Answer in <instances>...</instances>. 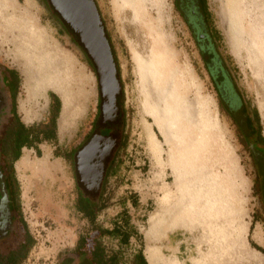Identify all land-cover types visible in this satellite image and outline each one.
<instances>
[{"label": "rangeland", "instance_id": "rangeland-1", "mask_svg": "<svg viewBox=\"0 0 264 264\" xmlns=\"http://www.w3.org/2000/svg\"><path fill=\"white\" fill-rule=\"evenodd\" d=\"M93 1L119 81L121 115L102 133L106 138L97 136L104 129L98 77L77 36L49 0H0V67L17 72L22 121L47 122L50 95L60 100L56 139L23 147L13 164L34 236L21 264H59L80 237L93 243L94 225L110 228L115 218L122 225V212L141 239L120 246L102 238L108 253L122 248V264L140 247L149 264H264L249 242L264 248V227L252 221L259 199L251 155L220 107L175 0ZM207 5L221 36L218 52L241 101L257 108L264 134V0ZM47 56L53 75L41 71L50 66ZM113 95L104 93L106 117ZM91 137L78 155L81 184L76 153ZM24 158L28 164L21 165ZM80 197L96 203L94 222L78 210Z\"/></svg>", "mask_w": 264, "mask_h": 264}, {"label": "flooded vegetation", "instance_id": "flooded-vegetation-1", "mask_svg": "<svg viewBox=\"0 0 264 264\" xmlns=\"http://www.w3.org/2000/svg\"><path fill=\"white\" fill-rule=\"evenodd\" d=\"M175 2L195 39L198 50L213 52L214 56L210 58V64L220 63L225 80L231 84L229 69L223 66L218 52L219 39L214 36L215 26L207 0H175ZM231 87L233 88L232 84ZM15 89L8 69L0 67V264H21L34 245V236L22 207L18 180L14 170L12 171L13 149L17 145L14 139L23 131L21 122L24 123L17 110ZM226 99L230 105L227 113L238 128L240 139L250 154L262 155L264 143L260 139L258 125L254 119L253 122H249L244 114L249 112V117L253 118L250 106L246 109L244 101L240 102L241 106H237L228 89H226ZM116 103L118 102L116 101L115 105ZM240 107H243L241 111H237ZM118 109L117 107L112 120H105L100 106L99 122L104 129L100 130L97 136L106 138V134L102 133H108V129L120 119L121 111ZM25 127L28 128L26 124ZM91 138L82 144L79 150L86 147ZM28 139L35 144L33 131L29 132ZM98 170H101V164ZM59 264H100V262L95 257L94 244H89L88 237H85L82 242L80 238L77 240L72 252L61 256Z\"/></svg>", "mask_w": 264, "mask_h": 264}, {"label": "trees", "instance_id": "trees-1", "mask_svg": "<svg viewBox=\"0 0 264 264\" xmlns=\"http://www.w3.org/2000/svg\"><path fill=\"white\" fill-rule=\"evenodd\" d=\"M216 39L220 40V32L215 28V35ZM201 58L203 62L205 63L207 70L216 86L217 93H218V101L220 104V107L223 111L227 113V109H229L230 105L229 102L226 99V89L230 91V95L232 96V99L235 100L236 105L241 106V98L236 90V87L233 84V81L231 79V84L233 88L231 87V84L228 83L225 79L224 73L222 72V65L219 63L216 64H210V58L214 56L213 52L203 51L200 50ZM220 54V53H219ZM216 55V54H215ZM223 66H226L225 58H223L220 54ZM8 72L12 76V82L15 85V90H17L18 86V76L16 70L12 68H8ZM229 87V88H228ZM51 115L47 122L38 123V124H32L29 125L28 128L25 127V124L21 122V126L23 131L18 134V136L14 139L17 141V145L13 149V157H12V171L14 170V162L19 159L21 156V149L25 145L28 148L33 147L34 143L32 140L28 139V134L30 131L34 132L35 136V143L38 144L41 142V140H49L53 141L56 139V126H57V117L60 110V100L55 94H51ZM243 107H240L237 111H241ZM245 108L249 109L248 103L245 102ZM244 108V109H245ZM252 117H249L248 110L244 113L246 115V118L249 122L254 121L258 125V129L260 131V139L264 143V134L262 132V125L260 120V115L255 106H252L251 108ZM250 113V114H251ZM248 115V116H247ZM234 122V121H233ZM25 128V129H24ZM120 128H123L120 127ZM238 130V128H236ZM26 130V131H25ZM239 131V130H238ZM15 141V143H16ZM124 146V136L121 137L120 143H119V149ZM264 147V146H263ZM37 149V148H36ZM262 155H258L256 153H251V159H252V165L254 169V176H253V192L259 199V207L253 212L252 214V221L260 222L264 227V149L263 152H261ZM119 158L114 161L112 167L110 168V174H114L116 172V167L119 166ZM134 196H132V204L135 205L137 202L133 199ZM78 210L81 211V213L89 219L91 222H94L98 207L94 200H89L87 198L80 197L78 198V201L76 202ZM122 218V225H120L121 220L117 221V218L114 219L112 222V226L110 228L104 227L101 225H94L93 231L96 232V235L92 238L93 244H94V251H95V257L98 258L100 264H122L124 260L122 248L120 246H124L130 243V239L132 237H137L139 240L141 239V236L139 235V232L136 230L134 225H131L130 220L127 218V216L123 214L120 215ZM128 226V227H127ZM103 237H110L118 242L120 246H117L116 249L107 252L106 248L103 245L102 238ZM85 237H80V241L82 242ZM252 247L257 249L258 251L262 252L264 254V248L255 244L253 241L249 240ZM129 264H149L148 259L146 255L143 252V248H139L138 250H135L132 254L131 261Z\"/></svg>", "mask_w": 264, "mask_h": 264}, {"label": "water", "instance_id": "water-1", "mask_svg": "<svg viewBox=\"0 0 264 264\" xmlns=\"http://www.w3.org/2000/svg\"><path fill=\"white\" fill-rule=\"evenodd\" d=\"M49 2L54 11L60 15L70 30L77 36L79 43L90 58L98 77L103 119L112 120L117 109L115 106V97L119 92V81L111 48L108 39L106 38L103 24L94 1L49 0ZM103 85H105L104 89L102 87ZM110 89L114 94L112 97V106L114 110L111 117L108 115L106 117L103 111V97L104 93H108ZM91 140L88 144L91 143ZM83 149H85V147L81 148L76 153L77 176L81 184L85 183H83L80 176V173L83 172V170L79 172L78 155Z\"/></svg>", "mask_w": 264, "mask_h": 264}, {"label": "bare ground", "instance_id": "bare-ground-1", "mask_svg": "<svg viewBox=\"0 0 264 264\" xmlns=\"http://www.w3.org/2000/svg\"><path fill=\"white\" fill-rule=\"evenodd\" d=\"M46 60H49V64H50V66L49 67H45V68H43V69H41V71L42 70H45L46 71V74H48V71H49V74L50 75H53V73L54 72H56L55 71V69H57L56 68V66H55V64H54V62H53V59H51V57L50 56H47L46 58H44V61H46ZM35 72V71H34ZM65 110H66V108H65ZM62 111H64V109L62 110ZM66 114L64 115V114H62L64 117H63V119L65 118L66 119V121H68V114H67V110H66V112H65ZM70 119V118H69ZM62 124V123H61ZM20 164L21 165H25V164H28V160H26L25 158L20 162ZM44 165V164H43ZM31 166V165H30ZM44 167H46V166H44ZM29 168H32V167H29ZM49 168V167H48ZM45 169V168H44ZM47 169V168H46ZM56 170H57V168H55ZM48 171H50V170H48ZM47 171V172H48ZM45 172V171H44ZM51 174H52V172H51ZM44 175H45V173H44ZM53 175V174H52ZM51 175V176H52ZM49 177V176H48ZM47 178V177H46ZM46 183V182H45ZM54 187V186H53Z\"/></svg>", "mask_w": 264, "mask_h": 264}]
</instances>
